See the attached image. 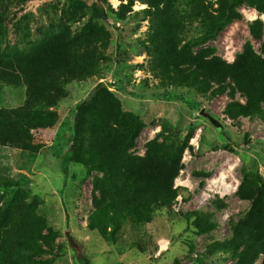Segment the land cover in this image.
I'll list each match as a JSON object with an SVG mask.
<instances>
[{"label":"rangeland","instance_id":"374dc122","mask_svg":"<svg viewBox=\"0 0 264 264\" xmlns=\"http://www.w3.org/2000/svg\"><path fill=\"white\" fill-rule=\"evenodd\" d=\"M75 1L80 10L72 6ZM162 1L10 0L0 5L1 56L27 53L58 25H66L75 43L98 57L97 69L89 79L64 88L63 100L51 109L57 114L54 128L32 132L31 143L42 147L38 153L0 146V209H9L8 218L29 216L41 221L35 239L40 249L37 264H194L197 259L204 264H234L219 246L231 239V228L249 209V203L235 196L241 170L258 174L264 183V119L231 120L225 112L230 102L227 95L208 100L186 89L159 87L149 72L144 47L154 14L152 5ZM238 11L241 20L206 45L228 64L244 46L264 58V33L262 41H256L248 29L259 15L245 5ZM99 13L105 19H100ZM260 19L264 25V16ZM199 37V29L190 27L186 38ZM100 84L109 94L104 95L91 130L108 113L119 110L145 124L135 148L128 153L130 159L144 158L152 143L183 149L182 168L174 183L179 196L172 206H153L150 223L126 224L109 241L89 227L95 185L104 167L94 166L87 176L83 165L67 164L65 156L71 146L77 106ZM163 94L199 104L218 127L203 118L200 110L179 100H159L157 95ZM25 100V88L0 84V117L21 109ZM236 100L240 101L239 96ZM84 144L90 156L100 151L92 132L85 134ZM192 212L207 215L216 228L198 235L194 217L190 222L184 218ZM66 233L76 242L75 248Z\"/></svg>","mask_w":264,"mask_h":264},{"label":"trees","instance_id":"16d2710c","mask_svg":"<svg viewBox=\"0 0 264 264\" xmlns=\"http://www.w3.org/2000/svg\"><path fill=\"white\" fill-rule=\"evenodd\" d=\"M7 2L10 0H0V5ZM244 5L259 15L248 29L253 40L262 41L264 25L260 17L264 16V0H163L153 4L154 14L144 49L149 58V72L159 81V87L186 89L208 100L227 95L230 102L225 112L231 120L238 117L264 119V58L244 46L233 63L228 64L213 48L206 47L241 20L238 10ZM72 6L80 10L76 1ZM98 16L105 19L102 13ZM193 25L199 29L200 37L187 39V31ZM97 66V55L83 51L66 25H58L56 31L34 44L27 53L0 55V84L26 90L24 106L0 117V146L10 145L38 153L42 147L31 143L32 132L54 128L57 114L51 109L63 100L64 88L89 79ZM107 94L106 87L100 84L77 106L71 146L65 156H68L67 164L83 165L87 176L94 166L104 167L95 185L94 212L89 227L109 241L114 240L115 234L126 224L150 223L153 206H172L179 196L174 183L182 168L183 149L152 143L144 158L130 159L128 153L135 148L145 128L139 117L118 110L115 114L108 113L90 129ZM157 97L164 101L179 100L200 110L199 104L178 95ZM90 132L94 144L100 147L93 156L84 149V136ZM62 170L67 174L66 168ZM235 196L249 203V209L231 228V239L220 245L219 250L234 264H256L258 260L264 264V183L261 177L242 169ZM217 207L222 208L219 203ZM8 212L9 209H0V264H37L35 258L40 249L35 239H38L41 221L29 216L8 218ZM192 217L198 235L216 228L207 215L192 212L184 216L186 222ZM42 264H51V261ZM194 264H204V261L197 259Z\"/></svg>","mask_w":264,"mask_h":264},{"label":"water","instance_id":"95a60500","mask_svg":"<svg viewBox=\"0 0 264 264\" xmlns=\"http://www.w3.org/2000/svg\"><path fill=\"white\" fill-rule=\"evenodd\" d=\"M200 115L207 119L212 125L218 127V122L213 119L209 114H206L203 110H200ZM66 238L68 240V243L71 245V247L75 248L77 246L76 242L72 239L70 233H66Z\"/></svg>","mask_w":264,"mask_h":264}]
</instances>
